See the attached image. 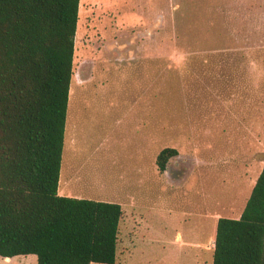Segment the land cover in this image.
<instances>
[{
  "label": "rangeland",
  "instance_id": "1",
  "mask_svg": "<svg viewBox=\"0 0 264 264\" xmlns=\"http://www.w3.org/2000/svg\"><path fill=\"white\" fill-rule=\"evenodd\" d=\"M263 164L264 0L79 1L59 194L133 205L212 264Z\"/></svg>",
  "mask_w": 264,
  "mask_h": 264
},
{
  "label": "trees",
  "instance_id": "2",
  "mask_svg": "<svg viewBox=\"0 0 264 264\" xmlns=\"http://www.w3.org/2000/svg\"><path fill=\"white\" fill-rule=\"evenodd\" d=\"M80 0H0V256L117 264L120 203L58 193ZM178 150L156 156L159 172ZM212 264H264V164Z\"/></svg>",
  "mask_w": 264,
  "mask_h": 264
},
{
  "label": "crops",
  "instance_id": "3",
  "mask_svg": "<svg viewBox=\"0 0 264 264\" xmlns=\"http://www.w3.org/2000/svg\"><path fill=\"white\" fill-rule=\"evenodd\" d=\"M123 207L116 243L117 264H180V261L199 264L200 255L190 256V252L182 247L192 246L193 243H181L178 232L169 235L162 229L151 230L148 226L151 218L135 213L133 205L127 207L131 212L127 215ZM211 247H214V239Z\"/></svg>",
  "mask_w": 264,
  "mask_h": 264
},
{
  "label": "bare ground",
  "instance_id": "4",
  "mask_svg": "<svg viewBox=\"0 0 264 264\" xmlns=\"http://www.w3.org/2000/svg\"><path fill=\"white\" fill-rule=\"evenodd\" d=\"M5 261H9L11 258H3Z\"/></svg>",
  "mask_w": 264,
  "mask_h": 264
}]
</instances>
